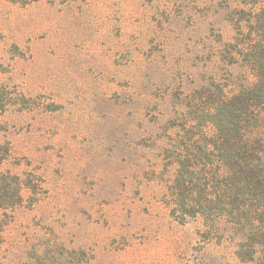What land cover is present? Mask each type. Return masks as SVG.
<instances>
[{
    "label": "rangeland",
    "instance_id": "374dc122",
    "mask_svg": "<svg viewBox=\"0 0 264 264\" xmlns=\"http://www.w3.org/2000/svg\"><path fill=\"white\" fill-rule=\"evenodd\" d=\"M253 6L264 23V0H0V172L21 188L0 264H250L243 231L172 185L177 147L255 81L236 25Z\"/></svg>",
    "mask_w": 264,
    "mask_h": 264
},
{
    "label": "trees",
    "instance_id": "16d2710c",
    "mask_svg": "<svg viewBox=\"0 0 264 264\" xmlns=\"http://www.w3.org/2000/svg\"><path fill=\"white\" fill-rule=\"evenodd\" d=\"M11 1L28 4L35 0ZM253 7V16L241 18L236 25L239 34L246 36L237 54L254 70L255 81L242 86L231 99L214 103V138L202 146L177 147L172 193L176 206L185 213L217 218V224L223 219L243 231L238 257L250 264H264V23L259 19L262 8ZM252 18L259 26L252 25ZM246 22L253 32H244ZM9 104L0 84V113ZM20 198L18 178L10 181L0 172V206L14 207Z\"/></svg>",
    "mask_w": 264,
    "mask_h": 264
}]
</instances>
